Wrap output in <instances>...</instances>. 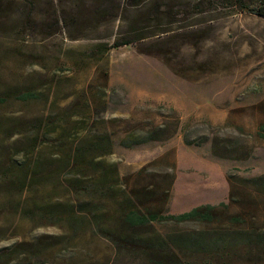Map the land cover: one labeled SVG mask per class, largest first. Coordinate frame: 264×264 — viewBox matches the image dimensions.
I'll return each instance as SVG.
<instances>
[{"label":"rangeland","instance_id":"rangeland-1","mask_svg":"<svg viewBox=\"0 0 264 264\" xmlns=\"http://www.w3.org/2000/svg\"><path fill=\"white\" fill-rule=\"evenodd\" d=\"M0 40L26 60L22 74L0 57V87L37 96L0 105L28 124L10 140L26 183L0 184V264H148L97 227L140 188L144 208L217 206L213 222L137 230L203 232L210 246L176 248L177 264H264V185L251 181L264 175L263 17L225 0H0ZM156 125L158 139L125 143Z\"/></svg>","mask_w":264,"mask_h":264},{"label":"trees","instance_id":"trees-1","mask_svg":"<svg viewBox=\"0 0 264 264\" xmlns=\"http://www.w3.org/2000/svg\"><path fill=\"white\" fill-rule=\"evenodd\" d=\"M204 0H201V2ZM235 8L242 12H250L264 18V0H225ZM28 13V18L32 19L31 8ZM1 42V40H0ZM5 42L2 41L0 44V57H5L11 64H15V70H18L22 74L25 71V55L19 52H16L14 48L13 54L8 52H3L2 46ZM130 41H119L117 40L114 44L115 47H118L123 44H128ZM20 66V67H17ZM20 68V69H19ZM19 73V72H18ZM36 94L33 90L21 83L17 82L15 84H10L9 87L2 88L0 87V105L10 104L12 102L25 103L34 98ZM24 117L8 116L1 115L0 113V184H12L13 188L24 187L25 181L21 180L20 177H15L13 171V165L16 164V152L12 150L10 140L14 138L17 133V128H15L17 119L21 120L18 122L21 126L28 125L23 120ZM160 131H164L162 126L156 125V127L149 131L146 135L137 136L136 138L128 137L126 138L125 143L131 145L130 143H140L146 140H154L161 137ZM65 136V130L61 132L60 142L64 145L65 139L62 138ZM6 144V145H5ZM8 149H6V148ZM3 149L6 152H3ZM85 150L78 149L77 156L85 154ZM8 156L9 164L6 166V161L4 158ZM23 163V161H22ZM81 166V164H80ZM83 166V165H82ZM102 168L97 167L95 175H98V184L97 187L100 192L109 193L113 189V185L110 182L109 178H102L100 174ZM104 170V169H103ZM251 181L254 185L260 187L264 185V175L259 177L251 178ZM85 183L81 186L83 187ZM1 193V191H0ZM11 195V193H9ZM137 195L139 198V205L132 202V205L126 203H119L117 211H115L114 216L110 219L112 224L108 225L105 228L103 226H97L113 244L114 246L122 251L128 250L131 253H141L144 258L147 260L148 264H177L180 260V257L177 253L176 248H187L192 251H203L205 248L210 246L208 239L205 237L203 232H198L195 234L189 235H175L171 238H166L162 234L158 233L157 237L154 238L150 235L144 236L141 232L137 231L139 228H144L151 225L154 221H174V222H189V221H201V222H213L216 220V209L217 206L213 204H203L195 206L187 211L180 213H170L166 208L161 207H143L141 204L146 198L145 189L140 188L137 190ZM13 196V195H12ZM9 200L12 198L10 196ZM224 203V202H223ZM225 204V203H224ZM1 205V204H0ZM229 206V204H228ZM1 207V206H0ZM47 208V209H46ZM1 209V208H0ZM54 211L50 206H43L42 212ZM48 213L46 215H48ZM236 222H241V215L231 216ZM101 220L98 219L99 223Z\"/></svg>","mask_w":264,"mask_h":264}]
</instances>
